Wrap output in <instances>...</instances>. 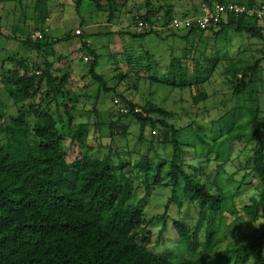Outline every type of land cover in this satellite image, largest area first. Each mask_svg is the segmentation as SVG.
<instances>
[{"label": "rangeland", "instance_id": "obj_1", "mask_svg": "<svg viewBox=\"0 0 264 264\" xmlns=\"http://www.w3.org/2000/svg\"><path fill=\"white\" fill-rule=\"evenodd\" d=\"M230 1L244 3L243 0ZM75 2L0 0V66L8 57L23 58L29 65L40 63L43 59L53 62L52 74L57 78L66 76L69 88L77 95L73 125L88 124L85 139L88 152L101 156L109 147L113 164L119 161L129 163L133 180L129 203L143 206L145 221L162 216L165 202L171 197L168 173L172 146L157 142V127L153 134L151 130L154 128L147 126L139 141V127L131 117L118 120V124L126 127V133L111 138L108 124L117 119L113 100L117 99L120 103L121 99L131 101L140 108L146 101H151L172 112L173 117L167 122L178 130L183 169L195 174L213 193H222L229 204L222 212L204 210L201 213L194 203L187 202L183 194L178 193L177 199L182 201L180 208L176 202L171 203L164 218L166 243H154L163 221L153 220L150 247L158 254L173 249L175 254L188 256L185 248L177 246L178 237L172 221L178 219L190 231L198 227L199 240H205L206 232L210 231L219 241L211 254L201 251L195 254V258L203 264H234L235 256L225 253V249L253 235L264 223V217L247 225H241L237 219L241 215L240 208L256 195L258 182L251 171L252 143L244 139H230L240 133L249 135L247 108L250 102L247 94L240 98L233 93L234 82L225 72V67L229 59L241 61L238 66H242L245 62L252 63L263 57L264 31L260 38L237 33L233 27L226 28L221 34H214L208 29L204 33L190 35L185 29L166 28L158 35L150 33L138 37L134 36L131 19L140 13L137 8L143 7L139 0L132 1L130 8L117 11L109 24L105 22L108 14L104 0H100L99 8L93 0H82L77 10ZM175 2L164 0L162 6L177 7L182 4ZM41 11L48 12L45 21ZM262 24L258 22L256 25ZM35 28L44 30L43 39L39 41L42 44L64 39L35 51L20 42L29 33H35ZM76 30H80L83 36H77L74 33ZM82 40L98 55L95 73L101 75L106 85L114 90H100V96H97L99 85L87 75L90 64L77 58L79 54L86 55L80 50ZM8 68L10 65L4 62V70ZM38 69L42 70V66ZM257 76L247 92L255 91L251 98L258 103L259 123L263 125L264 57L260 60ZM6 89L0 82V113L4 123L16 116V108ZM199 92L204 93L206 99L194 104L193 96ZM94 123L97 127L93 126ZM198 134L204 135V138L199 139ZM60 146L68 160L76 157L82 148L79 141H71L70 138H64ZM208 151L211 153L206 158ZM146 154L150 156L153 167L148 177L151 189L148 197H144V176L137 173L134 167ZM217 155L222 158L221 161L215 159ZM158 163L161 167L157 170ZM156 175L161 181L155 185L152 181ZM232 210L239 212L234 215ZM261 252L264 258V249ZM173 254L170 253L171 257L176 259ZM257 255L258 250H252L244 264H254Z\"/></svg>", "mask_w": 264, "mask_h": 264}, {"label": "trees", "instance_id": "obj_2", "mask_svg": "<svg viewBox=\"0 0 264 264\" xmlns=\"http://www.w3.org/2000/svg\"><path fill=\"white\" fill-rule=\"evenodd\" d=\"M81 1L76 0V10ZM93 1L99 8L100 0ZM125 1L104 0L108 17H113L124 7ZM212 2L229 1L203 0L202 3ZM253 4L264 3L248 0L247 5ZM144 6L146 11L138 14L149 23L167 25L175 17L171 5H159L153 9L151 1L144 0ZM158 9H161L160 15H156ZM41 13L45 21L48 12ZM258 22L263 24L258 26ZM229 27L248 37L262 38L264 20L229 16L219 22L216 29L209 30L221 34ZM33 31L42 34L44 30L35 28ZM159 32L148 30L134 33V36L143 37L150 33L158 35ZM197 32L204 33L205 30L192 28L187 30V35ZM30 35L20 39V42L35 51L64 39L42 44L31 41ZM80 50L85 51L89 58L87 63L90 68L86 74L99 85L97 96H100V90H114L94 71L98 59L95 50L84 40L81 41ZM263 57L252 63L245 62L242 66H238L241 61L229 59L225 67V72L234 82L233 93L240 98L247 94L250 102L247 108L249 135L240 133L230 138L252 143L251 171L258 182L256 195L240 208L241 215L237 219L241 225L252 224L264 217V124L259 123L258 103L252 99L255 91L247 92V88L257 80ZM4 62L10 65L6 71ZM40 65L42 70L39 71ZM52 66L53 62L46 59L30 65L17 57H8L1 62L0 82L7 87V93L16 108V116L4 123L0 113V264H203L194 256L201 251L208 254L213 252L219 242L215 233L207 231L205 240L201 241L198 227L190 231L178 219L172 221L178 237L177 246L185 248L188 256L175 254L173 249L158 254L150 247L153 242L150 230L153 220L163 221L154 243H166L163 236L166 231L164 218L171 203L176 202L180 208L182 201L177 199L178 193L181 192L187 202L194 203L201 213L204 210L222 212L229 204L222 193H213L195 174L183 169L178 130L167 122L173 117L172 112L151 101H146L140 108L136 103L120 98L130 111L127 114L117 113V119L108 124L111 138L123 135L127 129L118 124V120L131 117L138 124L139 141L147 126L154 128L152 130L157 127V142L172 146L168 173L171 197L165 202L162 216L145 221L143 206L129 203L133 192L129 163L119 161L113 164L109 147L101 156L88 152L85 145L88 124L73 125L77 95L69 88L66 76L57 78L52 74ZM114 95L121 96L119 93ZM204 99L206 95L199 92L193 96V103ZM134 107L140 111L133 112ZM96 124L93 126L97 127ZM64 138L79 141L82 146L71 160L67 159L60 146ZM198 138L203 139L204 135L198 134ZM210 153L208 151L205 157L208 158ZM215 159L221 161L222 158L217 155ZM134 167L137 173L144 176V197H148L151 192L148 177L153 168L150 156L144 155ZM160 167L158 163L157 170ZM160 181L156 175L152 182L156 185ZM238 212L231 211L234 215ZM254 249L258 250L254 264H264L261 254L264 249V223L253 235L228 246L225 253L235 256L234 264H244ZM169 252L174 253L176 259Z\"/></svg>", "mask_w": 264, "mask_h": 264}, {"label": "built area", "instance_id": "obj_3", "mask_svg": "<svg viewBox=\"0 0 264 264\" xmlns=\"http://www.w3.org/2000/svg\"><path fill=\"white\" fill-rule=\"evenodd\" d=\"M232 16L234 18L238 17H252L259 20H264V4H237L234 2H212L210 4L201 3L197 14L193 16H175L167 25H162L159 22L149 23L143 20L139 14L132 16V29L134 33H142L148 30L162 31L166 28H175V29H202L208 30L209 28L216 29L219 22L223 19ZM76 35L80 34V30L74 32ZM43 39L41 33L31 34V41H40ZM78 59L88 62L89 58L87 55H78ZM39 72H37L38 74ZM113 104L116 107L118 114H127L130 111V108L120 103L117 99L113 100ZM140 109L138 107L133 108V112H138ZM152 133L155 134V130H152Z\"/></svg>", "mask_w": 264, "mask_h": 264}, {"label": "crops", "instance_id": "obj_4", "mask_svg": "<svg viewBox=\"0 0 264 264\" xmlns=\"http://www.w3.org/2000/svg\"><path fill=\"white\" fill-rule=\"evenodd\" d=\"M132 1H134V0H126L124 7L130 8L131 7L130 5L133 4ZM150 1H151V5H152L153 9H157V7L159 5L164 4L163 3L164 0H150ZM172 1L173 2L176 1V2H181L182 3V4H180L177 7L175 5L172 7L173 8V13L175 14V16H193V15H195V14H197V11H198V8H199L200 4L203 2V0H172ZM224 1L232 2L230 0H224ZM243 1H244V3H237V2H234V3H237V4H248V0H243ZM254 1H255V3H264V0H254ZM140 2H142L143 7L142 8L138 7L137 9H139L140 13H144L146 11V8L144 6V0H139V3ZM176 2H175V4H176ZM124 7H122L119 11H122V9ZM161 13H162L161 9H158L157 14L156 13L155 14L156 15H160ZM176 14H180V15H176ZM111 18H113V17L106 18V21H105L106 24L110 23Z\"/></svg>", "mask_w": 264, "mask_h": 264}]
</instances>
